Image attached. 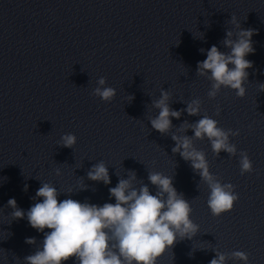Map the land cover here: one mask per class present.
<instances>
[{
  "label": "clouds",
  "instance_id": "9594fccd",
  "mask_svg": "<svg viewBox=\"0 0 264 264\" xmlns=\"http://www.w3.org/2000/svg\"><path fill=\"white\" fill-rule=\"evenodd\" d=\"M227 22L234 26L233 29H226L225 37L220 41L227 51H221L216 45L207 50L201 48L200 52L207 53L206 59L197 62L196 74L211 82L210 99H215L222 87L234 90L240 98L245 97V83L249 82L247 70L253 68V62L246 57L255 52L252 41L255 30L243 28L235 14ZM200 34L202 38L204 34ZM106 84V78L100 77L92 95L110 103L117 92ZM260 91H264V83L260 84ZM129 98L133 99L132 96ZM169 100L170 93L162 88L159 98L152 102V107L159 111L149 121L152 129L161 134L168 133L173 127L171 118L180 119L183 112L189 116H200L201 112L199 99L191 100L180 111L173 110ZM219 114L218 108L216 115ZM218 123L205 114L194 123L185 121L180 126L179 131L191 129L194 135L171 136L175 141L172 152L189 161L200 181L207 185V206L215 217L230 212L239 200L235 185L222 183L210 171L205 152L194 144L195 140L207 138L216 156L219 157L221 152L230 157L236 156L237 146L230 138L238 136L239 130L224 129ZM76 143L77 137L73 133L63 134L58 141V145L66 148H74ZM239 157L241 175L252 173L253 162L248 153L240 151ZM55 173L59 176L61 170L56 168ZM130 173L127 179L121 178L115 187L109 189L115 203H104L102 206L71 198L58 201L60 191L48 182H42L33 197L42 198V201L34 203L26 213L17 206L14 198H10L7 204L12 209V218L19 220L26 216L32 228L44 233L41 247L34 254L24 257L25 264H64L72 257H75L76 264H156L157 258L171 249L178 239L191 240L199 233V226L190 219V202L176 190L172 176L149 172L148 180L156 188L155 194H152L146 184L137 187L136 173ZM87 177L105 185L111 183L108 167L103 161L94 164ZM27 188L26 184L24 190L27 191ZM45 229L50 231L45 232ZM25 243L34 245L36 239L26 238ZM213 251L215 256L209 264H227L229 259L248 264L249 255L244 251L230 254Z\"/></svg>",
  "mask_w": 264,
  "mask_h": 264
}]
</instances>
